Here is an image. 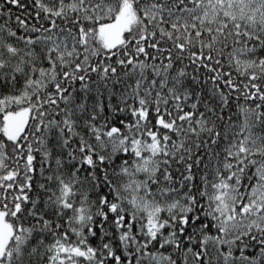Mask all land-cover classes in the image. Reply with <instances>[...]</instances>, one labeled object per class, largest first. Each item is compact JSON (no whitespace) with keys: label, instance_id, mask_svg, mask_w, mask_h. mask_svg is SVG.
Listing matches in <instances>:
<instances>
[{"label":"snow or ice","instance_id":"obj_1","mask_svg":"<svg viewBox=\"0 0 264 264\" xmlns=\"http://www.w3.org/2000/svg\"><path fill=\"white\" fill-rule=\"evenodd\" d=\"M0 264H264V0H0Z\"/></svg>","mask_w":264,"mask_h":264}]
</instances>
